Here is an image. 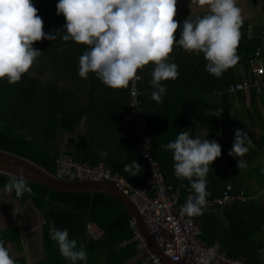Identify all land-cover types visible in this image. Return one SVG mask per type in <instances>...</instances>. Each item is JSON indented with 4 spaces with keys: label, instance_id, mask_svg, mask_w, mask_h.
Instances as JSON below:
<instances>
[{
    "label": "trees",
    "instance_id": "16d2710c",
    "mask_svg": "<svg viewBox=\"0 0 264 264\" xmlns=\"http://www.w3.org/2000/svg\"><path fill=\"white\" fill-rule=\"evenodd\" d=\"M58 2L59 0H32L38 9V15L44 21L45 33L57 35V30L61 33L54 41L45 39L34 43L33 47L43 53L28 73L22 76L20 82L11 85L7 82V78L0 80V149L28 158L53 174H56V160L60 155L52 157L48 153L44 145V137H54L60 129L71 131L80 122V116L75 118L65 109V89L56 84L45 86L40 79L44 76L46 69L55 71L57 78H60L67 70L69 72L72 68L61 65L60 62L74 58L76 55L75 50H72L75 42L71 40L65 42L61 38L64 34L62 31H65L66 20L63 15L57 14L56 5ZM252 3L257 5L258 0H252ZM241 33V41L237 49L239 61L234 67L227 70L222 78H217L206 71L207 61L202 53L199 56L193 53L194 59L190 57V53L188 57H183L190 70L187 69V72L191 81L190 83L186 81L181 91L189 96L195 93L196 97L189 99V103L185 102L184 107L181 106L185 114H180L176 131L164 130L162 132L154 119L150 117V111L144 98L143 82L140 84L142 90L140 101L144 117L147 119V131L151 134L154 143L153 156L160 163L167 183L172 184L175 189L180 188L181 202H184L190 193L193 195L194 193L187 179H177L175 176L173 154L163 146L175 140L182 131H188L190 136L195 139L203 130L207 131L209 141L216 140L221 145V157L217 158L212 166H209L207 202L220 197L228 185H232L235 194L243 191L246 201H236L233 206L225 210V214L231 221L226 238L221 241L220 249L231 256L244 259L248 264H257L264 251L261 249V245L257 248L259 251L262 250L261 254H257L258 250L255 253L249 251L248 254H241L245 251L236 250L234 244L247 240L251 242L254 236L258 235L261 225L264 224V206L256 205V215L259 221L244 217L242 211L249 210L251 203L248 190H243L245 189L241 182L243 180L238 176L240 169L237 166V159H242V157L236 159L229 155V151L233 145L235 130L244 131L245 121L249 119L252 126L260 129L262 133L253 141L250 151L246 155L247 162L251 160L257 150L264 152V120L259 105L260 95L264 92V75H257L252 69L253 62L260 57L257 53L264 46V27L255 28L253 34H249L248 24H243ZM194 61L196 66L193 65ZM46 62H48V67L45 65ZM242 67L245 69V73L251 75L250 77L244 78L237 74L238 69ZM34 73L37 75L36 78L32 77ZM244 81H258L260 83L259 90L250 88L246 91H230L231 86ZM245 93H249V103L246 105L242 98L241 106L244 110L239 112L235 107L232 94L244 95ZM128 95L134 134L141 144V154L138 160L142 166L141 171L133 177L129 172L124 171V167L112 169L107 167L124 176L134 186H147L150 174L143 158V143L138 134V123L131 107L130 84ZM209 96H211L210 100ZM188 113H192L190 119L193 121H190L193 122V126L189 125V129H184L187 128ZM32 128L33 133L40 129V134L32 135ZM83 148L84 140L80 139L77 146L79 157L68 155L90 165L99 164L88 162L92 160L88 159ZM80 157L83 160L79 159ZM7 180V175L0 174V190L5 187ZM259 184L264 187V178L259 180ZM29 186L33 190L31 195L25 193L23 197L17 198L13 191L12 196L22 205H25L29 200L33 201L41 219L45 222L42 228V245L46 264H71L61 256L58 244L50 237L53 225L61 230L67 229L69 238L77 241L78 249L83 246L87 252L86 264H97V256L103 251H107L105 264H125L139 252L135 242L121 245L123 241L132 239L134 231L130 227L131 215L116 198L102 193H61L30 182ZM217 207H222V205H216L210 210H203V212L208 213ZM197 217L196 219H198ZM89 222L96 224L104 231L101 240L95 241L87 236L86 229ZM200 227L203 229V240H206L209 245H215L214 240L208 237L209 227L207 228L203 224ZM0 240L4 241L15 264H28L19 228L1 230ZM9 245H12L20 253V256L13 257ZM247 257L252 261H248ZM78 264H85V262L79 261Z\"/></svg>",
    "mask_w": 264,
    "mask_h": 264
},
{
    "label": "clouds",
    "instance_id": "9594fccd",
    "mask_svg": "<svg viewBox=\"0 0 264 264\" xmlns=\"http://www.w3.org/2000/svg\"><path fill=\"white\" fill-rule=\"evenodd\" d=\"M192 3L207 6L208 14L184 20L178 41L177 0H59L56 7L57 14L66 20L62 40L88 46L89 50L79 57L81 78L87 79L94 73L107 87L125 89L130 82L141 79L137 75L139 70L152 63L155 67L151 72V99L162 103L167 93L162 81L179 76L178 65L169 60L174 45L190 54L202 53L207 61L206 71L217 78H222L239 61L237 49L244 19L237 0H192ZM60 33L59 30L57 35L45 33L44 21L32 0H0V80L7 78L11 85L20 82L43 53L33 47L34 43L54 41ZM251 143L246 132L236 129L229 155L236 159L244 157L249 151L245 145ZM163 147L173 154L177 179H187L194 193L181 208V215H202L207 204L209 166L221 157V145L216 140L194 139L188 131H182ZM237 161L239 169L247 166L243 159ZM141 167L133 160L125 165L124 171L134 177ZM18 172L19 175L3 173L8 177L6 191H14L17 198L25 193L31 195L33 190L25 178V169L19 168ZM50 237L58 244L61 256L71 264L79 261L86 264V250L83 246L78 249L77 241L69 238L67 229L53 225ZM210 260V256H202L198 264H210ZM0 264H15L3 240H0Z\"/></svg>",
    "mask_w": 264,
    "mask_h": 264
},
{
    "label": "crops",
    "instance_id": "0c3cea01",
    "mask_svg": "<svg viewBox=\"0 0 264 264\" xmlns=\"http://www.w3.org/2000/svg\"><path fill=\"white\" fill-rule=\"evenodd\" d=\"M237 6L242 10L244 19L243 24H248L249 34H253L255 28L264 27V0H258L257 5H254L252 0H237ZM208 11L207 6L200 7L192 3V0H177L176 20L180 25V28H178L176 32L177 41L180 39V31L182 30L184 20L189 16H191L193 20L197 17L202 18L204 15L208 14ZM72 50H75V57L61 61L60 64L68 66L73 70L70 69L69 72L67 70L60 78H57L55 71L46 69L44 76L40 79L45 86L48 84H56L60 88L65 89V109L72 113L75 118L80 116V122L71 131L60 129L54 137L45 136V140L43 141L46 150L52 157L68 154L79 157L77 146L79 140L83 139V149L86 151L88 159L92 160L88 162L95 164L104 163L112 169L125 167L126 164H130L133 160L138 161L141 154V144L136 134H134V125L130 114V98L128 95L129 86L125 89L109 88L103 84L94 73H90L87 79L81 78L78 74L79 57L89 49L87 45L75 42L74 49L72 48ZM188 54L189 53L184 51L178 44L174 45L169 60L178 65L179 76L175 80L162 81L163 86L167 89V93L162 97V103H157L151 99L153 88L150 84V80L151 72L155 65L150 63L145 66L143 81L144 98L150 111V117L154 119L162 132H164V130L173 132L178 129L180 114L184 113L181 106L184 107L185 102L189 103V99L191 100L196 97L195 93L189 96V94L181 91V88H184L185 82L187 81V83H190L191 81V77H189L187 72V64L183 60V57H188ZM260 54L258 61L260 65L264 67V46ZM193 55L194 54H190V57L194 59ZM47 63L48 62H46L45 65L48 67L49 65H47ZM193 65L196 66L195 61ZM252 69L254 71L253 66ZM237 74L242 75L244 78L251 76L245 73L243 67L238 69ZM32 77L36 78V73H34ZM232 95L237 111H243L244 108L241 106V100L244 98V103L248 105L250 99L249 93H245L244 95ZM208 99L210 100L211 96H209ZM259 105L264 120V92L260 95ZM186 108L188 107L186 106ZM190 117L192 118V113H188L187 128L184 129H189V125L193 126V119H190ZM38 123L40 124V122ZM244 132L251 138L252 143L262 133L260 129H256L252 126L249 119L245 121ZM33 134L39 135L40 129L33 133L32 128V135ZM196 138L201 139V141L208 139L207 131H200ZM251 145H245L249 148V151ZM246 155L242 157V159L246 162L247 166L240 169L238 176L243 180L241 181L243 183V188H245L243 190H248L247 193L250 196L251 207L249 210L244 209L242 212L246 219L259 221L256 215V205L259 204L264 206V187L259 184V180L264 178V152L257 150L255 155L248 162ZM79 159L83 160L81 157ZM235 202L236 201L228 203L219 208L217 207L208 213L203 212V214L196 219V221L198 220L197 224L199 226L203 224L205 227H209L208 237L214 240V244L219 247L221 241L226 238L227 229L231 221L229 216L225 214V210L233 206ZM260 230L261 231L257 236H254L251 242L249 240L237 242L234 244V248L236 250L245 251L241 254H248L249 251L255 253L259 245H261V249L264 250V224L261 225ZM261 251L258 250L257 254H261ZM106 257L107 251L98 254L97 264H101V262L105 264ZM248 261L252 260L248 258ZM245 262L248 263L247 261ZM125 264L152 263L147 259L144 253L139 251L137 255L133 256Z\"/></svg>",
    "mask_w": 264,
    "mask_h": 264
},
{
    "label": "built area",
    "instance_id": "2783aa9c",
    "mask_svg": "<svg viewBox=\"0 0 264 264\" xmlns=\"http://www.w3.org/2000/svg\"><path fill=\"white\" fill-rule=\"evenodd\" d=\"M260 52L257 53L258 56L261 55ZM253 67L257 75H264V67L260 65L258 59L253 62ZM144 71L145 67L137 73L141 79L130 82V95L132 111L138 123V134L143 143V158L150 174L147 186H134L124 176L113 172L104 163L90 165L68 155H62L56 160L57 177L79 181H106L114 184L125 192L137 206L155 241L174 262L198 264L202 256H210V264H248L241 258L231 256L221 250L218 245H209L202 238L203 230L196 223V217L181 215V208L193 194L190 193L188 198L181 202L180 190L167 183L160 163L153 156L154 143L147 131V120L140 101V95H142L140 84L144 81ZM250 88L259 90L260 83L244 81L231 86L230 91H246ZM234 201L244 202L246 196L243 191L235 194L232 185H228L220 197L207 202L204 210ZM130 227L134 231L133 237L130 241H123L121 245L135 242L138 250L144 253L152 264H166L148 248L136 229L134 219L131 220ZM86 234L90 239L99 241L104 231L96 224L89 222ZM261 256L257 264H264V253Z\"/></svg>",
    "mask_w": 264,
    "mask_h": 264
},
{
    "label": "water",
    "instance_id": "95a60500",
    "mask_svg": "<svg viewBox=\"0 0 264 264\" xmlns=\"http://www.w3.org/2000/svg\"><path fill=\"white\" fill-rule=\"evenodd\" d=\"M25 169V178L30 183H36L42 186H45L53 191L61 193H102L116 198L125 209L129 212L132 219L136 222V229L145 241L148 248L163 262L166 264H192V263H177L174 262L169 256H167L163 249L155 241L150 229L146 225L143 215L138 210L137 206L132 202L130 197L116 187L114 184L106 181H97V180H68L61 179L57 177L56 174L51 173L43 166L38 163L25 158L23 156L17 155L15 153L0 149V174L3 173H12L19 175L18 169ZM5 175V174H4ZM13 203L16 206H21L19 213V223L15 221L13 225L1 226L0 231L19 228L22 236V240L25 244L28 245V252H30L29 242L32 239L36 238V244L38 248V257L37 259L43 258V245H42V228L43 223L41 222V216L39 211L36 209L33 201L29 200L25 205H22L19 201L15 200L12 196V192L9 193L6 191L5 187L0 190V212H1V203L5 200ZM32 213L36 217V221L33 223V220L28 223V220L32 217ZM1 222V216H0ZM45 223V222H44ZM36 230V231H35ZM37 234V235H36ZM33 241V240H32ZM45 261V260H44Z\"/></svg>",
    "mask_w": 264,
    "mask_h": 264
},
{
    "label": "flooded vegetation",
    "instance_id": "af4514ba",
    "mask_svg": "<svg viewBox=\"0 0 264 264\" xmlns=\"http://www.w3.org/2000/svg\"><path fill=\"white\" fill-rule=\"evenodd\" d=\"M14 209L16 213H14ZM19 209L20 210L22 209L21 206L14 205L13 203L6 200V198L1 203L0 216L5 223H8L7 226L13 225L15 221L19 223V213H20ZM31 220L33 221L36 220L35 215L33 213H32V217L28 220V223H30Z\"/></svg>",
    "mask_w": 264,
    "mask_h": 264
},
{
    "label": "rangeland",
    "instance_id": "374dc122",
    "mask_svg": "<svg viewBox=\"0 0 264 264\" xmlns=\"http://www.w3.org/2000/svg\"><path fill=\"white\" fill-rule=\"evenodd\" d=\"M36 218V217H35ZM36 221V220H35ZM32 224H34V222ZM41 222L44 224V221L43 219H41ZM1 226H5L7 225L8 223H5L3 221V219H1ZM36 225V224H34ZM36 231V230H35ZM37 235V234H36ZM33 240V241H32ZM29 244H30V252H28L29 248H28V245L25 244V251H24V254L26 255L27 259H28V264H46V262L40 258V259H37L38 257V248H37V244H36V238L35 239H32ZM9 249H10V252L12 254L13 257H18L20 256V253H18L12 245H9ZM101 264H103V262H101Z\"/></svg>",
    "mask_w": 264,
    "mask_h": 264
}]
</instances>
